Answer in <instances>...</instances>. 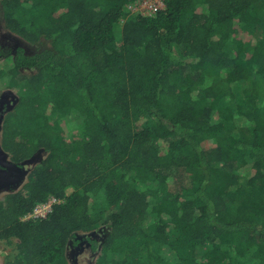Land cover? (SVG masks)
Wrapping results in <instances>:
<instances>
[{
    "label": "trees",
    "instance_id": "1",
    "mask_svg": "<svg viewBox=\"0 0 264 264\" xmlns=\"http://www.w3.org/2000/svg\"><path fill=\"white\" fill-rule=\"evenodd\" d=\"M136 1L0 0L6 264H264V0Z\"/></svg>",
    "mask_w": 264,
    "mask_h": 264
},
{
    "label": "rangeland",
    "instance_id": "2",
    "mask_svg": "<svg viewBox=\"0 0 264 264\" xmlns=\"http://www.w3.org/2000/svg\"><path fill=\"white\" fill-rule=\"evenodd\" d=\"M133 15V14H131ZM0 42L3 44L14 45L19 43V37L10 32L5 28H0ZM18 95L11 89H4L3 94L0 100V112L2 113L3 110H11L15 104L18 102ZM44 154L41 153L40 156L35 158L32 163H29L25 168L28 170L32 168L35 164L39 163L43 158ZM5 160L9 162V156L5 154ZM25 177V176H24ZM3 179V176H0ZM21 181L23 178H20ZM5 184V183H4ZM10 192V188L3 186L0 188V199ZM87 237L93 238H100L97 232L86 234ZM101 237H103L101 235ZM102 240L99 241L101 244ZM89 245L87 243H83L82 247L80 248H70L69 249V260L71 264H96L97 254L92 253L91 250L88 249ZM14 245L10 246L6 244V242H0V264H6L8 261V257L13 254Z\"/></svg>",
    "mask_w": 264,
    "mask_h": 264
},
{
    "label": "built area",
    "instance_id": "3",
    "mask_svg": "<svg viewBox=\"0 0 264 264\" xmlns=\"http://www.w3.org/2000/svg\"><path fill=\"white\" fill-rule=\"evenodd\" d=\"M164 8V0H137L129 7L133 15L151 16ZM60 203L56 198L51 197L46 202L38 204L31 215L26 218L46 219L51 213L53 206Z\"/></svg>",
    "mask_w": 264,
    "mask_h": 264
},
{
    "label": "flooded vegetation",
    "instance_id": "4",
    "mask_svg": "<svg viewBox=\"0 0 264 264\" xmlns=\"http://www.w3.org/2000/svg\"><path fill=\"white\" fill-rule=\"evenodd\" d=\"M7 110V109H6ZM9 111V110H8ZM0 114H1V112H0Z\"/></svg>",
    "mask_w": 264,
    "mask_h": 264
}]
</instances>
